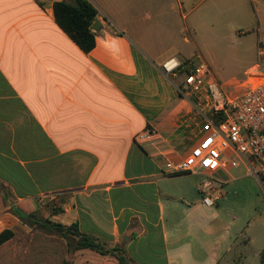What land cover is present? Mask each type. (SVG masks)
<instances>
[{
	"label": "crops",
	"instance_id": "obj_1",
	"mask_svg": "<svg viewBox=\"0 0 264 264\" xmlns=\"http://www.w3.org/2000/svg\"><path fill=\"white\" fill-rule=\"evenodd\" d=\"M54 1L0 0V233H12L0 264H118L69 253L19 215L76 223L134 264H219L236 244L231 224L217 210L185 206L172 187L204 175L164 172L194 141L183 125L190 103L176 90L182 78L159 66L197 59L219 80L207 61L214 24L235 16L259 33L264 0H88L97 10L88 53L56 25ZM148 130L154 140L138 142Z\"/></svg>",
	"mask_w": 264,
	"mask_h": 264
},
{
	"label": "built area",
	"instance_id": "obj_2",
	"mask_svg": "<svg viewBox=\"0 0 264 264\" xmlns=\"http://www.w3.org/2000/svg\"><path fill=\"white\" fill-rule=\"evenodd\" d=\"M259 56L264 54L258 49ZM168 79L181 76L178 94L190 103L183 116L185 133L194 144L177 160L167 159L164 172L169 175L198 172L204 179L198 186L202 204L214 206L222 197L214 178L242 167L254 178L264 194V72L259 63L248 68L231 90L223 87L202 61L181 63L168 58L159 66ZM154 130L137 136L140 143L152 142ZM218 188V189H217Z\"/></svg>",
	"mask_w": 264,
	"mask_h": 264
},
{
	"label": "rangeland",
	"instance_id": "obj_3",
	"mask_svg": "<svg viewBox=\"0 0 264 264\" xmlns=\"http://www.w3.org/2000/svg\"><path fill=\"white\" fill-rule=\"evenodd\" d=\"M214 26L216 34L209 43L211 59L207 60L208 57L203 51L196 54L200 59L205 58L212 62V69L223 87L231 90L242 79L244 71L254 63L259 62L264 72V54L259 56L255 45L257 38L264 45V25L259 33L255 25L246 32L247 22L242 18L236 19L233 16V20L227 23L223 22L222 16L221 22L217 21ZM260 50L264 52L262 45ZM194 61L197 63L199 60ZM229 174L220 171L214 175L216 180L227 181V184L222 190H220L222 185H219V190L224 195L217 205L212 207L200 206L201 195L196 189L203 180L202 176L184 175L179 177L172 187L176 188L177 192L182 191L179 197L185 206H192L195 210H217L218 216L226 224H231L230 238L231 240L237 238L236 244L232 252L222 258L219 264H259V256L264 249V194L258 182L248 176L242 167L231 170ZM230 177L234 179L231 180ZM53 206L59 207L55 203ZM236 229L238 233L241 232L239 236Z\"/></svg>",
	"mask_w": 264,
	"mask_h": 264
},
{
	"label": "trees",
	"instance_id": "obj_4",
	"mask_svg": "<svg viewBox=\"0 0 264 264\" xmlns=\"http://www.w3.org/2000/svg\"><path fill=\"white\" fill-rule=\"evenodd\" d=\"M56 25L84 53L91 51L95 45L91 26L95 22L97 10L88 0H57L52 3ZM47 207V206H45ZM50 207V206H49ZM52 214L61 212L59 207L51 205ZM21 220L33 230L57 235L64 240L67 252L87 249L100 255L113 257L118 264H134L120 248H111L97 238L81 233L76 223L64 225L35 215L20 216ZM12 237L9 230L0 233V243ZM64 264H69L65 262ZM259 264H264V249L260 253Z\"/></svg>",
	"mask_w": 264,
	"mask_h": 264
},
{
	"label": "water",
	"instance_id": "obj_5",
	"mask_svg": "<svg viewBox=\"0 0 264 264\" xmlns=\"http://www.w3.org/2000/svg\"><path fill=\"white\" fill-rule=\"evenodd\" d=\"M95 25H97V23H95V24H94V26H92V28H94V27H95Z\"/></svg>",
	"mask_w": 264,
	"mask_h": 264
}]
</instances>
